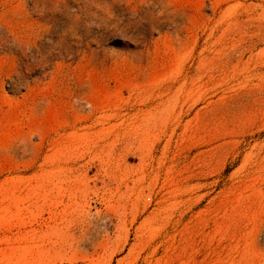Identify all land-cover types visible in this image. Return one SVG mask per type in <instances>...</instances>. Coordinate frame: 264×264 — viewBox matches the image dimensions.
<instances>
[{"label":"rangeland","instance_id":"rangeland-1","mask_svg":"<svg viewBox=\"0 0 264 264\" xmlns=\"http://www.w3.org/2000/svg\"><path fill=\"white\" fill-rule=\"evenodd\" d=\"M0 264H264V0H0Z\"/></svg>","mask_w":264,"mask_h":264}]
</instances>
